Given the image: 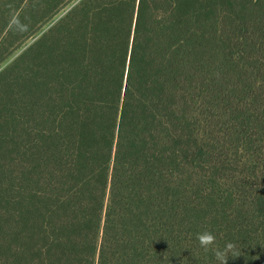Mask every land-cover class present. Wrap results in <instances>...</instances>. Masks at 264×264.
<instances>
[{"label":"trees","instance_id":"1","mask_svg":"<svg viewBox=\"0 0 264 264\" xmlns=\"http://www.w3.org/2000/svg\"><path fill=\"white\" fill-rule=\"evenodd\" d=\"M42 1L0 0V45L44 25L0 72V264H264V0Z\"/></svg>","mask_w":264,"mask_h":264},{"label":"rangeland","instance_id":"2","mask_svg":"<svg viewBox=\"0 0 264 264\" xmlns=\"http://www.w3.org/2000/svg\"><path fill=\"white\" fill-rule=\"evenodd\" d=\"M43 2L44 0L41 2V5L43 4ZM41 18L42 15L36 9L32 13V15L29 16V21L27 26L20 25L19 27H17L16 33H11V35H9L7 38L5 37L6 39H4L1 42L0 58L4 57V60L0 62V72L3 69H5V67H7L10 63H12L14 59H16V57H18L27 47H29L40 36L41 31L44 29L43 28L44 25H41ZM1 25L3 27V22ZM1 28H0V35H4V32L3 34L1 32V30H3ZM31 28L34 34L29 35V31H31ZM216 124H217V128L215 131H214L215 126H213V131L215 133H213V135L211 136L212 143L215 146L217 145L218 147L224 145L227 147L228 145H231L232 142L229 138L231 137L230 136L231 132H234L235 129H232L231 131V124L225 122L222 119H219L216 122ZM247 151L248 150L245 147L241 148L240 151H237L238 157L241 156V158L239 159H244V157H246L247 155ZM216 229L218 228L216 227Z\"/></svg>","mask_w":264,"mask_h":264},{"label":"clouds","instance_id":"3","mask_svg":"<svg viewBox=\"0 0 264 264\" xmlns=\"http://www.w3.org/2000/svg\"><path fill=\"white\" fill-rule=\"evenodd\" d=\"M196 239L205 253L211 252L218 264H227L229 257L237 258L242 255L237 244L228 242L223 249L216 245V237L210 231L197 233Z\"/></svg>","mask_w":264,"mask_h":264}]
</instances>
